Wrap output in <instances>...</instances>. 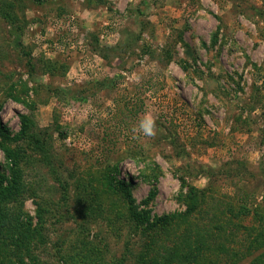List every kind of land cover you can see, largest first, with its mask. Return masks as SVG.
<instances>
[{
	"label": "rangeland",
	"instance_id": "obj_1",
	"mask_svg": "<svg viewBox=\"0 0 264 264\" xmlns=\"http://www.w3.org/2000/svg\"><path fill=\"white\" fill-rule=\"evenodd\" d=\"M146 113L154 138L132 131ZM0 122L3 145L25 152L24 192L6 208L32 227L24 247L0 236L5 264L18 252L34 264H159L158 235L135 226L121 181L151 215L183 212L189 187L209 185L250 208L221 240L238 250L227 264H264V246L245 250L264 229V0H0ZM208 202L176 233L232 218Z\"/></svg>",
	"mask_w": 264,
	"mask_h": 264
},
{
	"label": "trees",
	"instance_id": "obj_2",
	"mask_svg": "<svg viewBox=\"0 0 264 264\" xmlns=\"http://www.w3.org/2000/svg\"><path fill=\"white\" fill-rule=\"evenodd\" d=\"M20 121L21 130L19 133L22 136L25 135L28 140L31 138L32 142L35 144L33 145L35 149L38 148L40 151L45 152L43 142L38 138H34V136L29 133L31 129L29 120L25 116H20ZM6 139H10L8 129L0 122V148L3 151L5 158L3 166H0V236L3 241L4 238L7 239V237H10V240L13 241L12 248L13 246L16 248V245L24 247L22 244L23 238H21V236L24 235L25 230H32V227L27 223L28 218L24 219V214L21 210L6 208V203L11 200L17 201L18 197H22V193L24 192L22 172L17 167L16 160L18 157L25 155V152L19 147L14 148L3 145V142ZM119 183L121 185L120 187L124 190L130 217L135 223V226L138 227V225H140L143 235H149L151 232H155V236L158 235L153 239L150 247L152 245V247L157 245L154 249L156 253L155 261H159V264H227L228 259L231 260V262L234 261L235 258H232V256L236 255L238 250L231 249L221 240V237L228 241L230 239L228 237L229 235H236L237 232L241 230L242 226L239 224V220L236 222L234 219H237L238 215L251 212L250 208H246L243 204L234 205L235 203H233V201H224L223 198H221L223 196L211 189L209 185L204 188L189 187L183 212L172 213L169 215H151L149 209H139L127 184L122 181ZM209 183L210 180L208 181V184ZM154 194L155 188L153 187L144 201L146 202L151 199ZM209 200L226 205L225 210L222 213H228L232 218L221 224L210 222V225H208L210 229L203 227V224L199 225L195 220L194 224H190V227L186 226L179 234L176 233L178 227L174 225V223L178 225V222L181 219L198 214L200 211H202L203 214H206L211 210L209 206L214 204L210 202V205H208ZM231 205L237 208L236 212L232 210ZM253 212H256V210L253 209ZM195 224L197 225L198 230L194 233L193 241H190L188 240V235H190V237L193 236L192 229L193 226L196 227ZM230 224L236 228V232L233 231V233H231V229L229 230V233L227 232L226 234V226H230ZM172 228L173 230H171ZM212 229H216V232ZM251 233H255V235L251 240H245V250L248 248H254L256 250V248L264 246V229L255 228L254 231L248 232V235ZM163 234H174L173 239H175V241H172V246L171 244L167 246L160 242L161 239L158 237L163 236ZM18 238L20 244L15 242ZM211 254L213 258L209 257ZM1 255L0 264H5L4 259L6 258L3 256V252ZM16 255L17 262H15V264H34L33 262L28 263V261H24L23 255H19V252ZM223 256L225 258H223ZM226 257L228 258L226 259ZM256 260H258V258L247 264H260L256 262Z\"/></svg>",
	"mask_w": 264,
	"mask_h": 264
},
{
	"label": "clouds",
	"instance_id": "obj_3",
	"mask_svg": "<svg viewBox=\"0 0 264 264\" xmlns=\"http://www.w3.org/2000/svg\"><path fill=\"white\" fill-rule=\"evenodd\" d=\"M133 133L142 135L147 138H154L157 135L156 119L150 114L146 113L139 120L138 125L133 128Z\"/></svg>",
	"mask_w": 264,
	"mask_h": 264
}]
</instances>
